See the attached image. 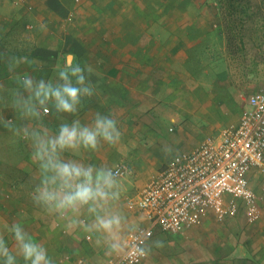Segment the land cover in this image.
<instances>
[{"label":"crops","instance_id":"1","mask_svg":"<svg viewBox=\"0 0 264 264\" xmlns=\"http://www.w3.org/2000/svg\"><path fill=\"white\" fill-rule=\"evenodd\" d=\"M217 1L83 0L79 5L73 0H32L34 8L28 11L15 0H0V233L6 243L11 245L12 239L5 225L18 222L47 249L53 264H108L118 256L106 255L102 232L78 227L69 234L64 221L57 226L55 217L33 204L41 174L32 160V132L55 134L61 124L76 119L90 124L97 112L117 120L121 139L116 145L101 142L96 152L80 149L63 158L112 170L128 166L127 175L116 178L119 199L109 205L124 218L123 253L132 232L146 223L127 208V199L172 157L237 125L264 75L251 76L244 68L252 62L245 65L247 54L240 53L244 42L250 43V51L252 35L241 40L237 23L224 24ZM67 53L94 69L89 79L97 92L82 97L74 115L58 113L52 101L45 105V115L20 81L26 74L34 83H60L57 70ZM23 56L32 63L21 62L9 71V60ZM29 109L39 115H26ZM15 124L16 130L10 128ZM16 151L23 152L18 162ZM248 186L260 209L254 223L239 212L222 221L209 214L200 225L176 234L156 228L146 243L151 253L139 264H264V173L251 168ZM78 219L94 222L86 209ZM157 240L164 242L163 248L155 247ZM16 264H24L23 259L17 256Z\"/></svg>","mask_w":264,"mask_h":264},{"label":"clouds","instance_id":"2","mask_svg":"<svg viewBox=\"0 0 264 264\" xmlns=\"http://www.w3.org/2000/svg\"><path fill=\"white\" fill-rule=\"evenodd\" d=\"M21 62L32 63L27 56L19 59L12 57L9 60V71ZM93 72L91 66H82L74 53H67L63 67L57 70L60 83L54 85L43 79L34 83L26 74L20 82L31 93L29 99L34 98L45 115L49 113V109L45 107L48 101L54 103L58 113L74 115L81 105L82 97L91 98L97 92L89 79ZM25 114L39 115L32 109ZM42 132V135L37 132L30 134L32 160L38 164L41 174L40 185L34 190L35 194L31 195L33 204L47 215L55 217L57 226L60 221H64V230L69 234L78 227L85 232H102L105 235L106 255H120V232L124 218L109 208L120 196V192L116 190L120 186L116 179L118 173H114L111 168H97L74 159L63 158L64 153L75 155L80 149L96 152L101 142L104 145H116L121 139L117 120L97 112L90 124L82 125L76 119L70 124H61L55 134H50L47 129H42ZM24 138H29L27 128L24 129ZM84 209L94 216L91 225L78 219ZM5 230L11 235L12 244L6 243L5 235L0 233V259L3 264H16L17 256L23 259L24 264H53L47 249L35 242L21 223L5 225ZM141 239L143 237L137 240L134 264H138L140 258L151 253L150 248L146 249L140 244ZM155 247L163 248L164 242L157 240ZM127 251H131V248L126 249L125 253Z\"/></svg>","mask_w":264,"mask_h":264},{"label":"built area","instance_id":"3","mask_svg":"<svg viewBox=\"0 0 264 264\" xmlns=\"http://www.w3.org/2000/svg\"><path fill=\"white\" fill-rule=\"evenodd\" d=\"M15 2L32 10L25 0ZM254 167L264 173V78L249 96L237 125L172 157L136 196L127 199V208L141 214L146 223L132 232L126 248L131 251L108 264H134L138 238L143 237L140 244L146 248L156 228L176 234L200 225L209 214L222 221L239 212L254 223L260 217L257 196L248 186V172ZM128 170L126 164L113 168L116 178Z\"/></svg>","mask_w":264,"mask_h":264},{"label":"rangeland","instance_id":"4","mask_svg":"<svg viewBox=\"0 0 264 264\" xmlns=\"http://www.w3.org/2000/svg\"><path fill=\"white\" fill-rule=\"evenodd\" d=\"M73 1L75 2V0H73ZM82 1L83 0H78L77 3L79 5H81L82 4ZM130 1L133 2V0H130ZM25 2H27V4H29V5H31L32 6V10H33L34 6H33L32 0H31V3L32 4L29 1H26V0H25ZM231 3H233V0H220V1L218 0L217 1V6H218L219 12H220L219 13L220 19L222 21L226 22L227 24H229L230 26L233 25V24H235V23H237V18H238V14H236V13L235 14L234 13L230 14L229 13V4H231ZM263 3H264V1H263ZM142 5L143 4H139V7L140 6L143 7ZM19 6L20 7H23L20 4H19ZM75 7L76 6H74V8ZM70 12H71L70 14L74 17V15H75V9L71 10ZM261 12H264V9H262ZM262 15L260 17H258L259 23H258V25H256L255 33L252 35V39H251L252 40L251 41L252 42V45H251L250 51H248V48L250 46V43H247L246 42L245 49L240 53L242 55H243V53H246L247 54L246 55L247 62H244L242 60L245 65H247L249 63V61L252 62L249 66L247 65L246 67H244V65L242 64V66L244 68H246V70H248L250 72L251 76H253V75H255V76H262V75H264V15L263 16ZM175 17L176 16H172V18H175ZM245 50L247 52H244ZM252 55H254V56H252ZM241 57L242 56H238L237 57L238 58L237 61H240V63H243L241 61ZM258 60H261V62H259ZM17 127H19L18 124H15V125H13L10 128H13L14 130H16ZM17 141H18V139L14 138L15 144L17 143ZM15 153L17 155V162H18V160L22 157L23 152L22 151H16ZM7 160L8 161H11L9 159H7ZM162 160H163V158H162ZM159 171L160 170H158L157 172H159Z\"/></svg>","mask_w":264,"mask_h":264},{"label":"trees","instance_id":"5","mask_svg":"<svg viewBox=\"0 0 264 264\" xmlns=\"http://www.w3.org/2000/svg\"><path fill=\"white\" fill-rule=\"evenodd\" d=\"M263 1L264 0H233V3L229 4V13L238 14L237 25L239 26V38L241 40L243 39L242 37L251 39V35L254 34L255 27L258 24V16H261V9L264 7ZM228 38L231 39L230 37ZM245 46L246 42L243 43V47Z\"/></svg>","mask_w":264,"mask_h":264}]
</instances>
